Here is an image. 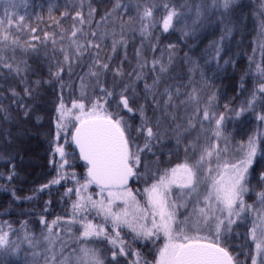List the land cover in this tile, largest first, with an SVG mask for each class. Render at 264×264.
Segmentation results:
<instances>
[{
    "label": "snow or ice",
    "instance_id": "6c2138e0",
    "mask_svg": "<svg viewBox=\"0 0 264 264\" xmlns=\"http://www.w3.org/2000/svg\"><path fill=\"white\" fill-rule=\"evenodd\" d=\"M0 7V68L20 78L6 91L21 118L43 119L37 114L42 83L60 89L45 133L57 176L37 191L69 178L65 169L74 166L69 157L83 161L84 168L83 182L71 173L74 187L65 195L74 193L76 199L67 218L49 222L41 215L39 235L29 232L25 221L24 235L16 240L12 225L0 224V264H264V66L256 65L257 87L244 103L238 108L224 104L220 111L199 64L184 54L189 73L199 71V81L173 75L176 45L161 48L155 35L158 26L162 34L179 32L185 39L205 27L220 28V41L210 45L219 68L223 42L242 7L238 0H113L99 20L91 0L86 15L84 0H76L65 5L60 20L49 7L56 31H45L42 38L20 13L25 3L0 0ZM258 11V46L264 55V0ZM64 18L72 20L68 28ZM137 33L140 47L133 63L127 49ZM109 39L110 52H105ZM41 46L57 70L49 71L48 81H30L28 73L35 69L24 57H39ZM242 117H253L255 127L246 140L235 142L227 124ZM13 159L7 156L9 163ZM15 174L13 166L7 179ZM133 183L142 187L134 189ZM93 186L97 191H90ZM12 196L19 199L15 191ZM252 196L250 204L246 197ZM240 227L243 234L236 231ZM241 235L243 244H235ZM138 243L144 252L132 247Z\"/></svg>",
    "mask_w": 264,
    "mask_h": 264
},
{
    "label": "trees",
    "instance_id": "16d2710c",
    "mask_svg": "<svg viewBox=\"0 0 264 264\" xmlns=\"http://www.w3.org/2000/svg\"><path fill=\"white\" fill-rule=\"evenodd\" d=\"M18 2L25 3L26 8L22 7L20 13L26 15V19L33 27L38 29L36 35L43 37L45 31H56L53 20L49 19V7H52L51 16L56 20H60L61 12L65 11V5H70L76 0H18ZM89 0H84V12L87 14ZM94 7L98 8L96 20L100 19L104 11L111 7L113 0H91ZM128 3L129 0H123ZM132 3L135 0H131ZM160 2V0H156ZM176 3H183L184 0H175ZM242 6L234 17V27L232 33L226 37L223 42V50L221 52L222 59L219 60V68L217 62L212 57V49L210 47L213 41L219 42L221 29L220 28H202L195 34L194 37L187 39L182 38L179 32L163 33L162 26H158L155 30V35L161 39V48H164L168 43L176 45L177 59L176 71L187 82L188 76L192 75L197 81L200 80L199 71L189 73L190 65L183 62L184 54L187 53L194 61H196L200 69L204 71L208 83L211 85L209 89L215 92L218 96L220 111H223V105L228 104L231 108H238L244 103L245 99L257 87L259 76L256 71V65L264 66V55L259 49L260 25L262 18L259 15V5L261 0H238ZM3 14V8L0 7V15ZM163 14L157 13V18ZM38 17L42 19H38ZM72 23L70 18H64L62 25L68 28ZM162 23V22H161ZM39 45V41L36 42ZM105 52H110L111 39L107 41ZM140 47V36L137 33L134 38H129L127 55L128 59L135 63V48ZM45 49L41 46V55L26 56L25 59L32 65L35 71H29L28 79L30 81L49 80V71L55 72V60L45 59L43 52ZM47 51L51 54L52 45L49 43ZM124 50H119V56L123 57ZM151 55V54H149ZM157 56L160 55L158 51ZM167 58V52H165ZM57 56L59 53L57 52ZM207 61V63H206ZM225 61H230L225 63ZM125 67H128L125 64ZM74 72L81 73L80 68H75ZM7 77V79H5ZM243 77L244 90H241V78ZM19 77H14L3 68H0V109H7V111L0 110V224L8 222L12 228L16 230V235L12 236L13 240L18 237L22 238L24 235L21 225L27 221V228L29 232H35L37 235L42 231V225L39 224L41 215L51 222L57 216L67 218L71 213V203L76 199L73 193L71 197L65 195L68 188L74 187V182L71 179V173L75 172L78 177H81L84 172L83 162L69 157V165L66 172L69 173L67 180H61L59 184H51L43 191H37L41 185L49 184V182L56 178L57 173L53 165L49 163L51 159V152L45 133L50 127V117L54 115L53 101L59 94V85L57 84L55 90L48 84L42 83L40 86L41 103L39 104L38 115L43 119L36 121L35 116L31 119L25 120L20 116L21 109L17 104L9 98L10 94L6 91L9 84H18ZM64 79L69 78L67 73L64 74ZM72 79L78 85L79 80L76 75ZM150 82V81H149ZM23 85L17 87V91L22 89ZM143 87V82L139 85ZM69 89H64V96L66 101L69 98ZM27 100V97L25 98ZM58 102V101H56ZM7 116V119L5 117ZM136 123H139L137 120ZM255 127L253 117L245 120L243 117L238 121H231L227 124V132L234 137L235 142L246 140L248 135L252 134ZM71 151V149H69ZM11 155L14 159L9 163L7 156ZM59 160V157H56ZM15 166V176L11 181L7 179L9 173L13 171ZM256 180H253V185ZM132 187H142L140 185L132 184ZM12 191H15L19 199H14ZM90 191H97L93 186ZM32 197V199H26ZM248 203H253L255 197L247 198ZM47 207V211H45ZM96 222H100L99 218ZM7 230V229H6ZM238 233L245 232L244 227L237 228ZM244 242L243 235L238 237L234 243L242 245ZM142 243L133 244L132 247L142 251ZM238 252H246V248H237ZM23 255V254H22ZM242 256V255H241ZM241 256L239 257L241 259ZM129 260L132 257L128 258Z\"/></svg>",
    "mask_w": 264,
    "mask_h": 264
},
{
    "label": "rangeland",
    "instance_id": "374dc122",
    "mask_svg": "<svg viewBox=\"0 0 264 264\" xmlns=\"http://www.w3.org/2000/svg\"><path fill=\"white\" fill-rule=\"evenodd\" d=\"M124 235H125V238H126V239H128V240L131 239V237H130V236H127L126 233H125ZM138 244H140V243H138ZM138 244H137V245H138ZM141 245L143 246V243H142ZM100 246H101V247H105V248L107 247L106 245H100ZM138 246H139V245H138ZM150 246H151V245H149V247H150ZM134 249H135V248H134ZM142 249H143L142 251H145L144 246L142 247ZM149 259H150V257H149ZM243 259H244V256L242 255V256H241V260H243Z\"/></svg>",
    "mask_w": 264,
    "mask_h": 264
},
{
    "label": "water",
    "instance_id": "95a60500",
    "mask_svg": "<svg viewBox=\"0 0 264 264\" xmlns=\"http://www.w3.org/2000/svg\"><path fill=\"white\" fill-rule=\"evenodd\" d=\"M83 162V161H82Z\"/></svg>",
    "mask_w": 264,
    "mask_h": 264
}]
</instances>
